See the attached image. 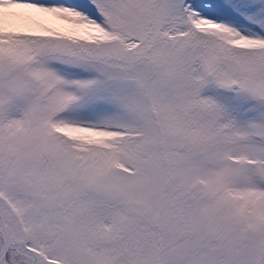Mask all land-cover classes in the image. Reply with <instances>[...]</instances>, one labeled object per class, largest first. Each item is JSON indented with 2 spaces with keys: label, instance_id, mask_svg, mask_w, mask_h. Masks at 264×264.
Listing matches in <instances>:
<instances>
[{
  "label": "snow or ice",
  "instance_id": "6c2138e0",
  "mask_svg": "<svg viewBox=\"0 0 264 264\" xmlns=\"http://www.w3.org/2000/svg\"><path fill=\"white\" fill-rule=\"evenodd\" d=\"M0 264H264V0H0Z\"/></svg>",
  "mask_w": 264,
  "mask_h": 264
}]
</instances>
